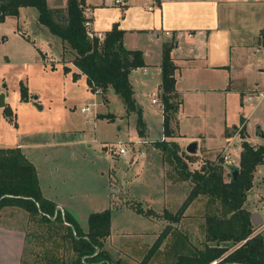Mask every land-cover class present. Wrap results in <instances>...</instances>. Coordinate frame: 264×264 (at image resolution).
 <instances>
[{"label":"rangeland","instance_id":"1","mask_svg":"<svg viewBox=\"0 0 264 264\" xmlns=\"http://www.w3.org/2000/svg\"><path fill=\"white\" fill-rule=\"evenodd\" d=\"M253 1L244 0L243 8L235 13L236 26L238 24L247 35H253L256 28H264V0ZM48 3L51 5L52 0ZM10 17L1 21L5 24L0 28L7 37L5 41L0 34V91L7 92L14 117L10 119L4 107H0V146H17L22 143L23 151L38 169L45 195L57 202L56 207L59 201L63 203L83 231L88 228L87 217L90 213L110 209L111 223L116 233L113 234L112 245L107 244L105 238V248L114 260L139 264L156 237L162 234L165 235L164 241L149 264H174L183 248V252L189 254L192 246L203 248L205 243L212 244L207 235L208 216L225 220L229 217L226 208L209 195H199L190 202L177 222L165 220L162 216L165 210L173 214L180 208L184 201L183 189L175 193L168 188L163 191L159 155L155 154L153 159L144 156L140 152L141 145L136 143L137 135H132L133 132L128 129L132 127L136 130L137 117L133 114L135 118L120 117L123 100L113 92L110 95L103 93L102 99L97 97L95 100L101 104L107 96L109 102L99 106L98 113L101 114L97 126L88 127L85 118L89 116L81 112V108L93 102V98L89 96L88 99L81 94V86L74 85V78L64 73L61 62L69 58L68 64H71L72 53L62 50L59 36L46 28L42 30L35 6H24L18 15ZM263 31L260 32L262 40ZM48 52L49 57L55 56L59 60L55 66H44L43 61ZM263 55V49L257 52L252 59L251 70L243 77H247L248 83L259 82L260 88L264 89V70H258L264 69ZM21 80L30 86L29 99L21 97ZM223 93L219 90L187 92L183 96V103L184 113L189 116L181 120L180 135L168 138L169 142L176 144L178 151L182 149L183 152L179 153L188 168L204 154L205 158L213 161L206 159L201 162L199 169L194 170L215 163L222 168L223 179L228 181L230 171L223 164L224 152L218 154L231 138L224 137V126H230L225 129L226 132L239 134L227 146L231 152L230 158L239 167L241 141L255 142L258 124L264 131V98L254 97L255 102L260 100L261 104L248 119L246 128L250 136L247 139L240 135L239 125L231 129L230 124L238 121L237 111L246 117L250 109L245 105L241 107L236 95L233 103L231 97L225 103ZM35 95H38V99H35ZM222 102L225 106L220 110L217 105ZM39 104H43L44 108H40ZM108 113H113L115 118H107ZM158 123L160 125L159 120ZM83 124L84 128L79 130ZM159 128L153 131V135L160 136ZM198 139L199 152L196 155L187 154L185 147L190 141ZM258 140L264 142L260 136ZM118 141L127 150V156H117ZM162 155L168 167L167 177L171 181H179V170L173 163H169L166 154ZM257 167L252 179L254 187L246 193L245 201L249 209L259 211L264 218V161ZM119 170L126 174L121 175ZM188 182L191 189L192 182ZM163 202L168 209H162ZM139 205L142 211H137ZM148 210L154 214L146 215ZM0 223L29 227L27 237L32 240L26 242L24 264H66L76 255L74 243L67 236L69 231L62 222H54L52 225L25 208L7 206L0 212ZM121 232L124 234L118 236ZM181 243L184 246L180 248ZM118 251H123L122 256H116Z\"/></svg>","mask_w":264,"mask_h":264},{"label":"trees","instance_id":"2","mask_svg":"<svg viewBox=\"0 0 264 264\" xmlns=\"http://www.w3.org/2000/svg\"><path fill=\"white\" fill-rule=\"evenodd\" d=\"M31 5L38 9L39 22L61 38L64 48L68 47L73 52V64L80 74H85L90 90L98 88L103 93L111 88L123 100L126 112L134 113L137 117V134L144 137L142 109L134 100L132 84L129 81V74L135 68L144 66L142 51L125 48L124 31L116 23L105 33L102 40L90 38L84 26L85 0H68L66 8H53L48 0H0V21L8 15H18L22 6ZM173 42L162 44L160 99L164 117L163 134L166 137L173 135L172 122L181 103L175 88L176 65L170 55ZM262 43L264 44V37ZM64 69L68 72L71 67L65 65ZM77 76L78 73L74 72L73 78L76 79ZM20 86L22 99H29V87L22 80ZM4 110L10 119L14 117L10 104ZM239 132L245 138L244 128ZM155 145L166 154L169 163H173L179 170L180 180H190L193 185L175 213L171 214L168 210L162 213L165 220L170 223L177 222L178 217L190 206V202L199 195H209L219 201L226 208V214H229L225 220L208 216L207 235L212 244L205 243L203 248L192 246L189 254L183 252L184 248L180 249L174 264H210L213 261H217L216 264H264V234L262 231L255 232L251 213L244 207L246 193L253 186V174L264 159V147L252 146L242 140L239 174L235 180L230 176L225 181L222 168L217 164L212 163L201 170H191L174 142L157 141ZM56 205L57 202L47 197L42 190L38 169L22 148L0 146V212L7 206L22 207L32 215H40L41 220L46 223L65 224L69 231L67 236L74 243L76 253L73 260L66 264H129L121 262L120 259L114 260L105 248V238L111 232L110 209L90 213L87 218L88 229L84 232L70 211L58 209ZM136 209L143 210L140 205ZM152 214L154 213L151 210L146 211V215ZM164 237V234L156 237V241L139 264H149ZM183 246L181 243L180 248Z\"/></svg>","mask_w":264,"mask_h":264},{"label":"crops","instance_id":"3","mask_svg":"<svg viewBox=\"0 0 264 264\" xmlns=\"http://www.w3.org/2000/svg\"><path fill=\"white\" fill-rule=\"evenodd\" d=\"M48 1L50 2V0ZM67 2L68 0H52L50 6L53 8H66ZM253 2H258V0H254ZM243 3L244 0H120L118 3H116L115 0H85L83 13L86 16V20L90 22L88 27L89 31L104 36L105 33L116 23L118 28L124 31L123 43L125 48L130 50H141L143 53L144 66L135 68L129 74V81L132 84L134 100L137 101L142 109V117L145 122V136H139L137 131L135 129L133 130L132 127L128 129L130 132H133L132 135H137L136 143L141 145L140 152H142L144 156L153 159L155 154L159 155L160 168L163 171V191L168 188L170 191L174 190L175 193L176 191L179 192L183 189V200L186 198V194L190 191L189 182L184 180L175 182L167 177L166 171H168V167L166 165V159L163 158V153L155 145V142L159 140L170 141V139L163 134L164 117L162 114V103L160 99L162 44L174 41L170 55L173 63L176 65L174 71L176 81L175 88L179 96L178 98L181 101L174 115L175 119L172 122V136L180 135L179 129L181 120H183V117L187 118L189 116L184 113L183 103V96L186 95L187 92L190 90H219L224 92V97H226L225 103L228 102L229 97L232 98V103L235 101L236 97H238L240 100V106L244 107L245 105L250 109L246 117L244 114L237 111L239 116V119L237 118L238 121H232L230 124L231 129L243 124L242 128H244L245 138L247 137V139H249L250 132H248V129L246 128L248 119L257 111L261 101L258 100L255 102L253 98L254 101L252 104H249L247 96L254 95L252 97H256V92L264 89L260 88L261 86L259 82L254 84L250 82L248 83L247 77H243V75L251 70L253 64L252 59L257 52L264 49V44L262 43L260 36V32L263 31L264 28L259 30L256 28L253 35H247L238 24L236 26L235 13L243 8ZM6 18L8 20L11 17L8 15ZM38 23L42 30H45L46 27L39 21ZM2 24H5V22L0 21V28H2ZM257 30L259 32L256 35L255 33ZM0 34H2L1 30ZM2 36L3 40L6 41V34H2ZM62 46V50L72 53L73 59V52L69 50L68 47L67 49L64 48L63 42ZM47 54H49V52L45 55ZM63 54L65 55V53ZM68 59L69 58H65L61 61L63 69L65 65H69V67L71 66V70L66 72L64 69V73L71 75V79H73L74 72L78 73L77 78L74 79V85L81 86L80 92L84 97L88 99L91 97L93 98V102L88 104H91L94 113H86L91 119L89 120V118H85L87 119L85 123H89L88 127L92 125L93 127H96L97 120L101 114L98 113V108L103 102L100 104L95 99H97V97H101L102 99L101 94L106 93V95H110L113 90L109 88L99 96H95L90 90L89 85L86 83L85 74H80L79 69L74 66L73 60L71 61L72 65L68 64ZM256 61L258 62V60ZM57 62L59 63V61ZM24 63L28 64V61H25ZM43 63L45 64L44 66H51V63L46 64L44 61ZM55 64L56 63H52L53 66H55ZM258 70L260 72L264 69ZM22 79L24 80V78ZM27 86H29L28 83ZM5 93L6 103L12 106L11 102L7 100V98H9L7 92ZM153 98L156 99L155 102H153ZM35 99H38V97H35ZM37 101L39 102V100ZM103 101V104L107 105L109 102L107 96ZM225 103L222 102V104H220L221 107L220 105H217L220 110L225 106ZM41 105L42 107L40 108H44V105ZM132 114L134 115V113H127L125 105H123V112L120 114V117L130 118L131 116L135 118ZM107 118L113 120L115 115L113 113H108ZM240 118H242V122L240 121ZM81 126L82 128L79 130L84 128V124ZM228 127L230 126H224L223 135L224 137L228 136L231 138L226 141L225 146L220 149L221 151H219L218 154L224 152V154L231 157V152L228 150L227 146L231 144V141H233V139L239 134L226 132L225 129ZM158 128L161 131V133L159 131V137L158 134H154L155 136L153 135V131H158ZM219 128L221 129V126H219ZM255 131V137L258 138L260 136V138L264 140V131L260 124L256 126ZM257 138L255 142H250V144L256 147H258V145L264 147V142L260 140L257 141ZM193 141H196L197 143V152L194 154L196 155L199 152L200 140ZM17 146L22 147V150H24L22 143H18ZM239 149L241 153V144ZM184 151L187 153L186 150ZM153 152L154 154H152ZM179 152H183L182 149H179ZM127 154L126 150L125 155L117 154V156H127ZM187 154L190 153L188 152ZM206 159L213 161V159L205 158V155L202 154L198 157V161L193 162L189 168L193 170L199 169L201 162ZM223 164L225 167H227V165H234L228 163ZM119 171L121 172H119L121 175L126 174L122 170ZM111 175L112 174L109 172V176ZM113 176L117 177L116 174ZM253 187L254 184L251 189ZM58 204L61 209L63 208V210L66 209L70 211L60 201ZM163 205L162 209H168L166 207L167 204L163 202ZM244 206L251 214H254V217L259 223L257 226L254 225L256 228L255 232L262 231L264 234V218L262 217V214L259 211L249 209L246 206V201ZM28 230V226L25 227L21 225L17 226L0 223V264H24V259H26V242H31L32 240L31 237H27ZM114 233L116 232H114V227L111 223V232L106 238L107 244L109 243V245H112V241H114L112 240ZM122 234L124 233L121 232L120 235H117L121 236ZM122 252L118 251L116 256H122Z\"/></svg>","mask_w":264,"mask_h":264},{"label":"built area","instance_id":"4","mask_svg":"<svg viewBox=\"0 0 264 264\" xmlns=\"http://www.w3.org/2000/svg\"><path fill=\"white\" fill-rule=\"evenodd\" d=\"M118 2H120V0H116V3H118ZM89 25H90V22H89L88 20H85V21H84V26L87 28V31H86V32H88L89 37H90V38L96 37V38H99L100 40H102L104 36L101 35V34H98V35H97L96 33H93V32H91V31H89V30H88ZM263 51H264V49H263ZM57 61H59V60L56 59V58L53 57V56H50V57H49L48 54H47L46 57L44 58V62H45L46 64H50V63L52 64V63H55V62H57ZM92 92H93V94H94L95 96H99V95L102 93L101 89H98V88H95V90L92 91ZM252 96H254V95H248V96H247V97H248V100H247V101H248L249 104H252V102L254 101V100H253L254 97H252ZM255 96H256V97H259L260 99L264 98V90L257 91ZM152 100H153V102L156 101L155 98H153ZM94 105H96V104H94ZM81 112H84V113H87V114H92V113H94V110H93V108L91 107V104H86V105H83V107L81 108ZM242 126H243V124H240L239 128H242ZM239 130H240V129H239ZM117 149H118V150H117V153H118V154H121V155H125V154H126V149H125V147L122 145V143H121L120 141H118ZM223 163L236 164V163H234V160L231 159L227 154H223ZM216 262H217V261H213V262L210 263V264H216Z\"/></svg>","mask_w":264,"mask_h":264},{"label":"water","instance_id":"5","mask_svg":"<svg viewBox=\"0 0 264 264\" xmlns=\"http://www.w3.org/2000/svg\"><path fill=\"white\" fill-rule=\"evenodd\" d=\"M5 96H6V93L4 91H0V107L7 106ZM35 97H38V95H35ZM39 106L42 107L41 104H39ZM196 149H197L196 141H191L185 150L187 151V153L189 152L190 154H195L197 152ZM227 167L230 171V176H231L232 180H235L239 174L240 168L235 166V165H227ZM57 207H59V206H57ZM250 218L252 219V222L254 225H256V226L259 225L258 221L254 217V214H251Z\"/></svg>","mask_w":264,"mask_h":264}]
</instances>
